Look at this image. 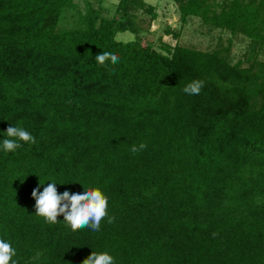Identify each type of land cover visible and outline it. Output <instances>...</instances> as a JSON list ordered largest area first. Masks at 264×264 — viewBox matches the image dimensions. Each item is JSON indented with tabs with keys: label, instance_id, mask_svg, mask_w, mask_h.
<instances>
[{
	"label": "trees",
	"instance_id": "16d2710c",
	"mask_svg": "<svg viewBox=\"0 0 264 264\" xmlns=\"http://www.w3.org/2000/svg\"><path fill=\"white\" fill-rule=\"evenodd\" d=\"M175 1L184 23L250 38V64L231 61L230 39L143 40L138 12L158 16L145 0H120L112 17L94 0H0V239L18 264H83L93 251L115 264H264V0ZM125 31L135 38L118 40ZM102 51L119 63L99 65ZM196 80L199 95L182 91ZM10 125L36 143L5 152ZM52 182L100 189L114 221L46 222L31 193Z\"/></svg>",
	"mask_w": 264,
	"mask_h": 264
},
{
	"label": "clouds",
	"instance_id": "9594fccd",
	"mask_svg": "<svg viewBox=\"0 0 264 264\" xmlns=\"http://www.w3.org/2000/svg\"><path fill=\"white\" fill-rule=\"evenodd\" d=\"M96 62L104 66L107 61L115 65L119 63V56L109 52L102 51L95 55ZM203 80L192 81L187 84L182 91L188 95H199L204 87ZM6 138L3 140V149L5 152H14L22 147L21 142L36 143V138L25 128L10 125L6 129ZM147 147L145 143L138 146L133 144L130 151L136 154ZM42 185V183H40ZM40 185L33 189L31 195L36 200L35 213L44 217L46 222L56 223L57 217L63 214V221L73 231L84 229L86 226L92 231L98 232L101 229V220L107 217V223L111 224L114 217L111 216L108 209V197L98 188L85 189L82 192H70L68 190L58 194L57 183H50L40 192ZM215 235V234H213ZM16 255V249L11 244L0 239V264H18L13 259ZM83 264H115V258L108 252H92Z\"/></svg>",
	"mask_w": 264,
	"mask_h": 264
},
{
	"label": "rangeland",
	"instance_id": "374dc122",
	"mask_svg": "<svg viewBox=\"0 0 264 264\" xmlns=\"http://www.w3.org/2000/svg\"><path fill=\"white\" fill-rule=\"evenodd\" d=\"M120 0H101L96 1L102 4V13L107 17L115 15L117 4ZM146 2L157 6L158 16L151 19V16L146 13L138 12L139 24L143 29L141 37L144 40H154L159 44V40L166 41L172 45L177 42L182 45L197 47L200 49H214L221 46H228L229 39L232 41L230 58L232 62H243L244 66L250 64L247 59L250 49L251 40L241 32L232 33L229 30H221L211 28L204 24L197 16H190L185 23L181 20L178 4L175 0H145ZM82 7L84 0H76ZM72 11H68L62 24L72 25L74 21ZM171 27L179 32V37L175 38L173 34H166L165 29ZM149 28V29H147ZM118 40L128 41L135 38V33L131 31L119 32L116 35ZM261 59L264 60V49L259 53Z\"/></svg>",
	"mask_w": 264,
	"mask_h": 264
},
{
	"label": "crops",
	"instance_id": "0c3cea01",
	"mask_svg": "<svg viewBox=\"0 0 264 264\" xmlns=\"http://www.w3.org/2000/svg\"><path fill=\"white\" fill-rule=\"evenodd\" d=\"M94 1L96 2V1H99V0H94Z\"/></svg>",
	"mask_w": 264,
	"mask_h": 264
}]
</instances>
